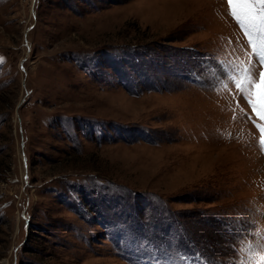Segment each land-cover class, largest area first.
<instances>
[{
	"label": "rangeland",
	"instance_id": "1",
	"mask_svg": "<svg viewBox=\"0 0 264 264\" xmlns=\"http://www.w3.org/2000/svg\"><path fill=\"white\" fill-rule=\"evenodd\" d=\"M247 31L226 0H0V264H264Z\"/></svg>",
	"mask_w": 264,
	"mask_h": 264
},
{
	"label": "snow or ice",
	"instance_id": "2",
	"mask_svg": "<svg viewBox=\"0 0 264 264\" xmlns=\"http://www.w3.org/2000/svg\"><path fill=\"white\" fill-rule=\"evenodd\" d=\"M229 14L236 22L244 29H247L246 35L249 37V44L253 52L259 54V59L262 62L261 70L259 71L258 82L255 69L252 65L247 68L240 67L237 69L242 73V77L236 78L234 81L235 87L240 91L241 96L248 100L253 113L261 120H264V25L260 21L264 20V0H226ZM257 5L261 7H256ZM255 30V34L253 33ZM248 84V88L244 84ZM255 89L254 96L249 95L251 88ZM256 124V121H253ZM264 134V126L256 124ZM260 143L262 151H264V135L261 136ZM264 247V245H262ZM243 250V249H242ZM264 260V257H261ZM209 264H220V262L210 261Z\"/></svg>",
	"mask_w": 264,
	"mask_h": 264
}]
</instances>
